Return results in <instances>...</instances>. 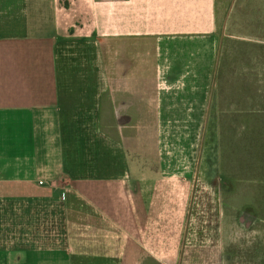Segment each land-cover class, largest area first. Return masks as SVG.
I'll return each mask as SVG.
<instances>
[{
    "label": "crops",
    "instance_id": "1",
    "mask_svg": "<svg viewBox=\"0 0 264 264\" xmlns=\"http://www.w3.org/2000/svg\"><path fill=\"white\" fill-rule=\"evenodd\" d=\"M207 117L214 171L205 155L193 175L189 157L186 171L162 170L166 133ZM253 178L264 0H0V264L158 260L154 223L175 210L195 223L189 252L222 243L223 181L249 196ZM249 205H229L237 227ZM125 223L133 239L114 229Z\"/></svg>",
    "mask_w": 264,
    "mask_h": 264
},
{
    "label": "rangeland",
    "instance_id": "2",
    "mask_svg": "<svg viewBox=\"0 0 264 264\" xmlns=\"http://www.w3.org/2000/svg\"><path fill=\"white\" fill-rule=\"evenodd\" d=\"M227 120L229 121V118ZM174 127V131L166 133L167 144L163 155L167 164L161 165L162 170L168 173L186 171V165L183 169V158L189 157L191 159L189 170L193 175L197 171L195 160L205 155L210 157L209 163L205 165L206 170L214 171L212 162L216 156V143L219 142V132L215 131V117H207L206 124L202 125L199 132L182 131V126L179 124H175ZM227 135L231 137L230 132ZM243 162L244 164L239 166L246 169V163L244 160ZM255 162L257 163L252 164L248 170L252 172L253 177H258L262 175L263 164L261 159H256ZM227 165V169L224 171L229 174L231 168L230 164ZM231 183V180L223 181L222 203H224V211L226 210L224 213H227L224 214V220L231 221L233 218V223H222L219 226L221 229L217 226V236L222 237V243L195 245L194 248L191 245V252H189L190 248L185 245L184 241L185 237L195 232V223H183V213L179 210L159 212V223H154L152 233L159 238V259L144 261L143 264L147 262L154 264H264V223H260V220L264 222V180L253 178L245 181V185H249L250 188L249 196H242L240 194L242 190H239V196L230 195ZM192 184H196V182L192 181ZM246 203L250 204L248 207L250 210L240 212L236 219V222L240 223L237 227L234 224V215L231 217L229 214V205L240 208ZM127 217L133 219V213H128ZM250 223H255L252 230L248 227L245 228V224L250 227ZM115 225L117 227L114 229L117 232L121 229V232L124 231L132 239L137 234L136 223H125L122 227L118 224ZM214 226V223L208 224V231L213 235L216 234ZM246 230L249 232L247 233ZM124 232L122 234H125ZM166 241L170 244H164ZM172 246L175 248L173 249ZM168 247L170 256L174 250L175 260L168 259L167 255L162 253V250H166ZM183 249L186 250V253ZM121 264H139V262L127 259L121 261Z\"/></svg>",
    "mask_w": 264,
    "mask_h": 264
},
{
    "label": "built area",
    "instance_id": "3",
    "mask_svg": "<svg viewBox=\"0 0 264 264\" xmlns=\"http://www.w3.org/2000/svg\"><path fill=\"white\" fill-rule=\"evenodd\" d=\"M38 183H39V184H42L43 182H42V181H39Z\"/></svg>",
    "mask_w": 264,
    "mask_h": 264
}]
</instances>
